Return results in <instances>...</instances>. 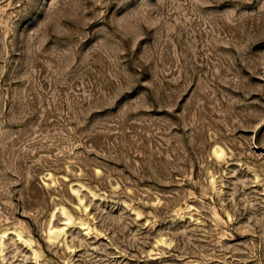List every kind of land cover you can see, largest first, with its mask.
I'll list each match as a JSON object with an SVG mask.
<instances>
[{"label": "rangeland", "instance_id": "374dc122", "mask_svg": "<svg viewBox=\"0 0 264 264\" xmlns=\"http://www.w3.org/2000/svg\"><path fill=\"white\" fill-rule=\"evenodd\" d=\"M0 264H264V0H0Z\"/></svg>", "mask_w": 264, "mask_h": 264}]
</instances>
